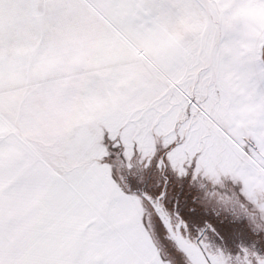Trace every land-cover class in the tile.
Returning a JSON list of instances; mask_svg holds the SVG:
<instances>
[{"label": "snow or ice", "instance_id": "6c2138e0", "mask_svg": "<svg viewBox=\"0 0 264 264\" xmlns=\"http://www.w3.org/2000/svg\"><path fill=\"white\" fill-rule=\"evenodd\" d=\"M0 264H264V0H0Z\"/></svg>", "mask_w": 264, "mask_h": 264}]
</instances>
